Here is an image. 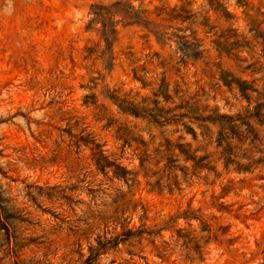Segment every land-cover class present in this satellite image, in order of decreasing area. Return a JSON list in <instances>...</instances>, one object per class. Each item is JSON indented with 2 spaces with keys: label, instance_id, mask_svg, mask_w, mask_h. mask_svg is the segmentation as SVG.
I'll list each match as a JSON object with an SVG mask.
<instances>
[{
  "label": "rangeland",
  "instance_id": "1",
  "mask_svg": "<svg viewBox=\"0 0 264 264\" xmlns=\"http://www.w3.org/2000/svg\"><path fill=\"white\" fill-rule=\"evenodd\" d=\"M0 264H264V0H0Z\"/></svg>",
  "mask_w": 264,
  "mask_h": 264
}]
</instances>
